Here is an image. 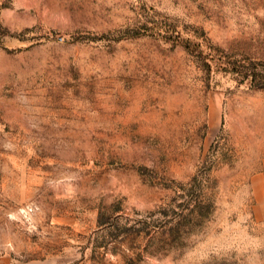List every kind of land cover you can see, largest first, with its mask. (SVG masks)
I'll return each mask as SVG.
<instances>
[{
	"label": "rangeland",
	"instance_id": "rangeland-1",
	"mask_svg": "<svg viewBox=\"0 0 264 264\" xmlns=\"http://www.w3.org/2000/svg\"><path fill=\"white\" fill-rule=\"evenodd\" d=\"M261 67L264 0H0V264H264Z\"/></svg>",
	"mask_w": 264,
	"mask_h": 264
},
{
	"label": "trees",
	"instance_id": "trees-1",
	"mask_svg": "<svg viewBox=\"0 0 264 264\" xmlns=\"http://www.w3.org/2000/svg\"><path fill=\"white\" fill-rule=\"evenodd\" d=\"M262 72L258 73V74H253V80H257L259 84L257 85H261L264 86V82L260 83L261 80H259V77H261V79L264 81V68L261 67Z\"/></svg>",
	"mask_w": 264,
	"mask_h": 264
}]
</instances>
